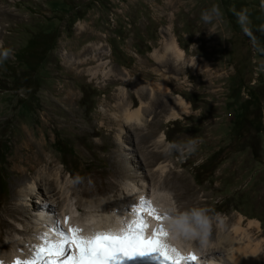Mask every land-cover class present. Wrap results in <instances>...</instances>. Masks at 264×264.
I'll list each match as a JSON object with an SVG mask.
<instances>
[{
    "label": "rangeland",
    "instance_id": "rangeland-1",
    "mask_svg": "<svg viewBox=\"0 0 264 264\" xmlns=\"http://www.w3.org/2000/svg\"><path fill=\"white\" fill-rule=\"evenodd\" d=\"M213 5L221 15L204 23L201 13ZM31 39L36 47L20 54ZM170 42L182 59H154ZM4 49L11 54L0 59V156L8 189L0 214L30 209L9 216L13 225L28 224L35 237L33 205L51 202L63 220L67 195L75 207L82 199L75 215L84 221L95 205L131 200L138 183L158 208L210 209L215 234L203 248L182 247L219 250L222 264H235L230 240L243 236L234 230L241 217L245 229L259 221V230H248L252 242L264 239V0H0ZM178 95L186 106L174 118ZM142 104L143 123L122 121L124 107ZM162 134L200 143L182 159L160 150ZM117 171V189L80 197L86 180ZM4 229L0 244H9L14 228Z\"/></svg>",
    "mask_w": 264,
    "mask_h": 264
},
{
    "label": "snow or ice",
    "instance_id": "snow-or-ice-1",
    "mask_svg": "<svg viewBox=\"0 0 264 264\" xmlns=\"http://www.w3.org/2000/svg\"><path fill=\"white\" fill-rule=\"evenodd\" d=\"M126 213L120 231L93 227L86 234L84 227L71 222V212L46 225L36 235L39 243L20 242L17 255L0 264H125L136 261H161L162 264H199L195 252L187 255L166 242L169 235L165 221L167 211L154 206L151 199L140 196L121 210ZM157 227L148 234L149 218Z\"/></svg>",
    "mask_w": 264,
    "mask_h": 264
},
{
    "label": "bare ground",
    "instance_id": "bare-ground-1",
    "mask_svg": "<svg viewBox=\"0 0 264 264\" xmlns=\"http://www.w3.org/2000/svg\"><path fill=\"white\" fill-rule=\"evenodd\" d=\"M167 45L174 50V52L177 56V60H181L182 55H183L182 49H180L176 45L175 42L167 43ZM157 57H160V56H157ZM156 87L158 88V87H162V86H160V84L153 86L154 89H157ZM176 103H177L176 106L178 105L177 106L178 109L175 110L171 115L174 118H178L181 114H183V112L185 111L184 107L186 106L184 99L180 95L177 96ZM144 107L145 106L142 104L139 108H135L132 111H129L127 109L128 107H124L123 115L121 116L122 121L125 123L124 116L126 114L129 119H139L140 124L143 123L144 119H143V122H141V120L143 118V117H141V114L144 113V110H146ZM126 124L131 125V126L137 125L136 123H132V124L126 123ZM161 137H164V134H162ZM156 143H157V141H156ZM123 163L122 164L118 163V165L120 164L123 167V171H125V170L127 171L128 170L127 166L123 165ZM166 168H168V167H166V165L159 166L161 173L164 172ZM167 170L168 169H166V171ZM120 176H121V173L119 174V172L117 171V173L110 172V174L105 176V177L100 178V176H99L96 178H90V179L86 180L85 184H83L82 190H81L79 195L81 197V195L107 194L110 191H114L118 187L117 178ZM23 177H22V179L19 180V184H22L26 181V177L25 176H23ZM40 181H41V183L44 182L45 185H52V188H54L53 183L51 182L50 179H47V177H42ZM54 182H56V181H54ZM131 185L133 186V190H134L133 191L134 196H132L133 197L132 199L134 201L137 200L140 196H146L147 198H150L148 195L149 189L146 188L147 186L146 187L144 185L138 186V183L137 184L131 183ZM38 187H41V184L38 185ZM52 188L50 187L51 191L48 190L47 188L46 189L48 190L49 193H53V192L55 193V189H52ZM59 193L60 192H56V195H58V197H56V198L59 199V201H60V200H63V198H62V195L60 197ZM51 196H52V198L55 197V195L54 196L51 195ZM150 196H152V195H150ZM70 197H71L70 195H67L65 197V200H68V201H66L68 204L65 205L66 209L64 210L62 217L64 218L66 215L69 214V212H71V222L74 224H79L82 227H84V223L86 220L91 219L96 224L99 225L98 227H95L96 229H99V230H107L109 225L111 223L117 221V220L121 222L125 218V215H126V213L122 212L121 210L128 207L130 205V201L132 200V199L130 200V197H129L130 201L128 200L129 201L128 202L127 201L128 198L126 199L124 197V199L119 200V202L121 201L120 206H118V205L113 206L116 202L115 199L111 200V202H108L107 204H105L106 206L103 205L104 203L102 205H95L96 208L94 210L92 209L93 212L88 213L87 217L85 219H83L84 221H81L82 219L77 218L75 213L77 212L76 209L81 205L82 199L78 200L79 206L75 207L76 204L71 203V201L69 200ZM57 199H56V201H57ZM13 206L12 207H10V206L6 207L4 213L0 214V231H1L0 237H1L2 232H5V229H4L5 227L12 226L14 228L12 231L15 232L11 236V240H10L9 244H7V243L6 244L5 243L0 244V251L3 248H9V251L7 253L0 254V258L4 259L5 261H11L17 255V248L20 246L21 241H23L25 243L30 242L33 244L39 243V241L36 239V235L38 233L46 231L47 230L46 225H50L52 223V221H54L55 219L58 218L56 216V214H54L55 207H54L53 203H51V202L49 203L45 200V201L38 202L37 205H33V208L31 210L30 214L35 213V214H33L35 219H36L35 223L37 221V224H38V227L35 230V237H33L34 234H32L33 236H31L30 232L32 231V229H31V227L28 226V224L24 228H21V227L19 228V227L13 225V223L10 220H8L9 216L15 217V216H18V214H24V212H27L30 209H27V208L25 209L24 206L15 207V208ZM154 206H155V202H154ZM159 209H161V208H159ZM15 218H17V217H15ZM148 223H149L148 234H151L152 230L155 229L154 224H157V221L154 218L150 217L148 219ZM121 224L123 225L122 222H121ZM242 224H243V218L241 217L234 230L237 234L243 235V236H241L239 239L231 238V240H230V242H232V244H233L232 251H231V261H233V263H235V264H259V263H261V261L264 257V252H263V247H262L264 245V239L254 243V242H252V239L250 238L249 233H248L249 229L252 231H255V232L257 230H259V228H260L259 221L256 219H250L248 222V226H249L248 229L243 228ZM85 230H86V234H91V232H89L87 229H85ZM215 232H216V228H212L211 233L215 234ZM173 246L176 247L177 249H179L182 253H184L186 255L190 252H195L197 255H200V261L204 260V262H206L205 264H222V261H220L216 257L217 254H219V252H220L219 250L217 252L215 249H212L213 253L211 252L210 255H201V254H199L198 251H196L193 247H190V246H187V247L176 246V245H173ZM215 257L217 260L215 259Z\"/></svg>",
    "mask_w": 264,
    "mask_h": 264
},
{
    "label": "clouds",
    "instance_id": "clouds-1",
    "mask_svg": "<svg viewBox=\"0 0 264 264\" xmlns=\"http://www.w3.org/2000/svg\"><path fill=\"white\" fill-rule=\"evenodd\" d=\"M221 15L219 6L213 5L211 8L204 10L201 13V19L204 23H212ZM238 16L247 21L246 10H241ZM213 32L209 31V34ZM199 35V33H196ZM11 54V49H4L0 52V59H7ZM153 58L155 59L157 55L167 59L171 58L174 61L177 56L174 50L165 45V47L157 53L155 50L153 52ZM194 66V65H189ZM187 115H192L191 112ZM125 123H136L140 124L139 119H129L125 114ZM200 141L197 139H189L186 141H166L164 137H160L157 140V144L160 146V150L165 154L178 153L180 158H186L194 154L197 151L198 144ZM160 208L162 211H167L170 214V218L165 221L169 235L166 242L170 245L183 246L188 242L200 241L201 248H203L207 242L208 237L212 229L213 217L210 215V209L204 207H194L187 209L183 212L178 211L174 206L170 204L161 203ZM93 220L88 219L84 223V228L91 232L93 227H98ZM124 226L120 221H115L111 223L108 229L113 231H120ZM157 227V224H154ZM10 262V261H9Z\"/></svg>",
    "mask_w": 264,
    "mask_h": 264
},
{
    "label": "trees",
    "instance_id": "trees-1",
    "mask_svg": "<svg viewBox=\"0 0 264 264\" xmlns=\"http://www.w3.org/2000/svg\"><path fill=\"white\" fill-rule=\"evenodd\" d=\"M36 39H31L30 41H28V43L25 45L24 47V50L22 52H20V54H23L24 52L26 51H31L33 50L35 47H36V43H35ZM18 56H20L18 54ZM19 60H22L20 57H18ZM57 146V145H56ZM59 151L62 153V154H65V151L62 150V148H59ZM5 162V154H1L0 156V196L1 195H4L6 194L7 192V189H8V184L6 182V178H5V174L4 172L2 171V167H3V164ZM209 162L206 161L204 162L203 164H201L202 167H205Z\"/></svg>",
    "mask_w": 264,
    "mask_h": 264
}]
</instances>
